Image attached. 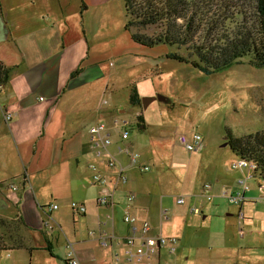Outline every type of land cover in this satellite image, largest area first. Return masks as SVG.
Masks as SVG:
<instances>
[{
	"label": "crops",
	"instance_id": "0c3cea01",
	"mask_svg": "<svg viewBox=\"0 0 264 264\" xmlns=\"http://www.w3.org/2000/svg\"><path fill=\"white\" fill-rule=\"evenodd\" d=\"M117 1L83 0L82 8L81 0H0V63L10 68L8 81L0 90V264H34L37 252L51 258L62 256L66 264L68 243L73 245L80 264H128L118 243L102 247L98 237L89 234V229L103 220L109 231L123 238L131 234L123 221L126 213L135 215L138 221H146L143 219L147 215L143 198L148 191L139 190L147 180L114 144L110 153L128 175L126 184L118 181L117 167L109 168L102 159L95 158L89 129L85 127L88 123V127L99 122L110 124L115 116L105 107L106 100L96 107L95 102L100 91L112 88L111 73L120 69L129 53L119 46L115 35ZM123 7L125 11L124 0ZM123 23L127 30L126 21ZM129 35L131 38L130 32ZM120 56L123 59H118V65L111 64ZM143 126L145 121L139 127ZM118 140L114 136L115 143ZM131 142L138 151L135 140L131 138ZM91 162H97L102 174L109 177L113 206L97 205L102 189L92 181ZM10 181L17 190L9 187ZM231 187L215 190L211 186L209 194L221 198V189H239ZM260 189L261 197L264 189ZM128 192L134 195L131 203L127 201ZM202 195L205 197L203 192ZM247 199L245 195L240 206H225L223 214L228 223L235 215L230 207L237 208L241 238L246 227L255 229L260 223L264 228V218L255 210L258 200ZM72 201L84 203L86 213L73 214ZM259 201L264 205V200ZM86 203H90L89 209ZM53 204L58 207L53 209ZM66 218L73 221V226L63 224ZM150 233L160 234L154 233L152 226ZM221 237L223 246L218 251L210 239L206 245L201 244L195 251L197 264H205L206 259L209 264L218 253L223 264H264V254L258 255L259 262L252 257L256 251L251 245H233L225 242L226 234ZM94 240L102 248L100 255L92 248ZM59 245L63 247L61 251ZM213 246L218 247V243ZM244 250L251 258L241 254ZM15 251L23 253L13 255ZM176 251L168 253L161 248L156 255L132 264H167L166 259ZM175 259L195 263L183 254L175 255Z\"/></svg>",
	"mask_w": 264,
	"mask_h": 264
},
{
	"label": "rangeland",
	"instance_id": "374dc122",
	"mask_svg": "<svg viewBox=\"0 0 264 264\" xmlns=\"http://www.w3.org/2000/svg\"><path fill=\"white\" fill-rule=\"evenodd\" d=\"M116 4L119 11L115 35L119 46L128 49L129 53L120 69L114 75L111 73L109 84L113 86L100 91L95 107L106 100L105 107L111 110L114 118L133 123L130 140H135L136 149L150 165V170L141 175L147 180L146 184L139 187L141 193L148 191L143 198L147 206L143 220L150 223L154 233L177 239V251L169 255L167 264H190L175 259L178 254L189 256L195 262L192 264H197L195 251L201 244L206 245L211 240L209 243L218 251L223 246V234H226L225 242L251 245L256 251L252 257L259 262L261 256L258 255L264 254L263 225L259 223L255 229L244 228L245 234L241 238L237 208L230 207L235 215L225 222V206L231 203L223 198L207 201L202 195V186L210 183L215 190L224 186L238 189L237 181L247 176V168H231V163L240 157L232 153L228 144L223 145L226 143L225 129L229 128L239 137L264 128V67H254L249 64V57H244L226 70L205 75L188 63L166 58V53H181L180 49L162 45L149 48L133 42L129 31L124 30L123 22L127 20L123 0ZM120 58L123 56L112 59L111 64L118 65ZM103 62L109 64V61ZM133 85L141 97L162 94L168 100L154 99L145 108L141 102L132 105L129 95ZM120 109L124 112L120 113ZM136 114L143 116L146 127H139L142 122ZM88 126L89 123L85 124L90 129ZM193 133L202 137V148L196 153L187 151L178 140L180 134L191 136ZM263 180L257 175L249 178L245 195L247 201L258 200V207L254 209L264 218V205L259 201L264 200V195L260 197L259 187L264 186ZM180 197L184 198V203H177ZM86 204L89 209L90 203ZM193 207L199 208L200 212H193ZM68 223L73 226L70 218L63 224ZM217 243L218 247L213 246ZM59 246L61 251L63 247ZM92 248L96 255L102 253L95 240ZM17 253L23 252L15 251L13 255ZM248 253L244 250L241 254ZM55 256L51 258L47 253L37 252L33 263L64 264L62 256ZM248 256L251 258L250 254ZM222 258L218 253L209 264H223ZM204 263L208 264V259Z\"/></svg>",
	"mask_w": 264,
	"mask_h": 264
},
{
	"label": "trees",
	"instance_id": "16d2710c",
	"mask_svg": "<svg viewBox=\"0 0 264 264\" xmlns=\"http://www.w3.org/2000/svg\"><path fill=\"white\" fill-rule=\"evenodd\" d=\"M124 2L126 29L135 43L182 51L168 52L166 58L188 63L205 75L226 70L244 57H249L252 66L264 67V0ZM81 5L85 6L83 0ZM9 75L10 68L0 63V86ZM129 102L140 105L134 85ZM137 118L143 122L141 114ZM225 141L232 153L249 162L252 172L264 179V128L239 137L226 128ZM47 249L50 251L49 246Z\"/></svg>",
	"mask_w": 264,
	"mask_h": 264
},
{
	"label": "built area",
	"instance_id": "2783aa9c",
	"mask_svg": "<svg viewBox=\"0 0 264 264\" xmlns=\"http://www.w3.org/2000/svg\"><path fill=\"white\" fill-rule=\"evenodd\" d=\"M2 86H0V90ZM10 116L7 115L6 119ZM133 123L127 120H120L114 118L111 124L105 122H99L92 125L89 129L90 143L94 151L95 158L102 159L103 163L109 167H117L118 171L116 179L123 184L128 182V175L123 167L113 154L110 153V148L115 144L119 153H122L129 161V164L138 170L140 173H145L150 170V165L147 161L143 160L138 151H136L130 140L131 127ZM137 126V125H136ZM118 136V141L115 143L114 136ZM180 144L189 152L196 153L202 148V137L198 133H193L191 136L180 134L178 138ZM89 168L92 171V181L101 187L102 192L98 197L96 203L98 206L109 207L115 204L113 195L109 189V177L102 174L97 162H91ZM233 169H248V174L244 179H239L237 184L238 190H229L223 188L220 191V196L226 199L229 203L240 206L245 201V193L249 189L247 180L251 177H255L252 172V167L249 162L239 158L238 161L231 163ZM264 182V180H263ZM9 187L12 190H17L18 187L13 181L9 182ZM260 188L264 189V186ZM211 188L210 183H205L202 186V192L207 200H212V195L209 194ZM127 201L131 202L134 199V195L131 192L127 194ZM183 197L177 200V203H184ZM71 210L73 214L78 216L84 215L87 211L86 205L78 201H72ZM57 204H53L52 208L56 209ZM193 212H200L197 207L192 208ZM240 216L242 212L239 211ZM123 221L131 229V234L123 238L116 237L113 232L106 228L105 221L101 220L98 224L89 229L90 235H96L99 239V244L102 247H108L112 243H118L122 250V256L126 263H138L145 258H149L152 255H156L161 248L167 250L168 253H174L176 251L177 239L175 237H168L164 235H152L150 233L151 226L147 221H138V218L131 213H126L123 216ZM67 254L65 258L66 264H80L77 255L74 253V248L71 243L66 245Z\"/></svg>",
	"mask_w": 264,
	"mask_h": 264
},
{
	"label": "water",
	"instance_id": "95a60500",
	"mask_svg": "<svg viewBox=\"0 0 264 264\" xmlns=\"http://www.w3.org/2000/svg\"><path fill=\"white\" fill-rule=\"evenodd\" d=\"M154 99H158L162 102H166L168 100V98L165 96V95H162V94H157L156 96L154 97H142L141 98V104L142 106L145 108L147 107L148 105V102L154 100ZM227 144V142L225 143V145Z\"/></svg>",
	"mask_w": 264,
	"mask_h": 264
}]
</instances>
